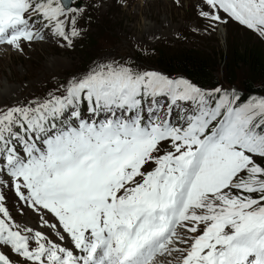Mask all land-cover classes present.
Masks as SVG:
<instances>
[{
    "label": "snow or ice",
    "instance_id": "1",
    "mask_svg": "<svg viewBox=\"0 0 264 264\" xmlns=\"http://www.w3.org/2000/svg\"><path fill=\"white\" fill-rule=\"evenodd\" d=\"M172 3L264 40V0ZM86 11L0 0V51L71 50ZM0 264H264V95L103 57L0 103Z\"/></svg>",
    "mask_w": 264,
    "mask_h": 264
},
{
    "label": "rangeland",
    "instance_id": "2",
    "mask_svg": "<svg viewBox=\"0 0 264 264\" xmlns=\"http://www.w3.org/2000/svg\"><path fill=\"white\" fill-rule=\"evenodd\" d=\"M80 1L87 10L80 20L84 35L72 50L59 49L49 41L33 45L24 56L0 51V103L43 95L56 80L84 70L103 57H133L142 67L165 73L159 65L160 53L170 56L185 50L204 53L217 69L221 84L240 89L238 84H228L225 76L241 80L243 72L226 74L221 53L237 41L264 46V40L255 33L234 23L221 25L210 35L202 31L194 34L201 21L190 9L177 10L172 0ZM22 220L35 223L36 217L29 214Z\"/></svg>",
    "mask_w": 264,
    "mask_h": 264
},
{
    "label": "trees",
    "instance_id": "3",
    "mask_svg": "<svg viewBox=\"0 0 264 264\" xmlns=\"http://www.w3.org/2000/svg\"><path fill=\"white\" fill-rule=\"evenodd\" d=\"M224 61V71L234 75L241 71V80L225 76L228 84H238L240 89L251 94L264 95V46L260 43L248 44L237 41L228 44L226 52L221 53ZM160 67L168 75H183L201 86L211 87L221 84L217 69L211 64L212 60L204 53L196 50H185L167 56L160 53L158 58Z\"/></svg>",
    "mask_w": 264,
    "mask_h": 264
},
{
    "label": "bare ground",
    "instance_id": "4",
    "mask_svg": "<svg viewBox=\"0 0 264 264\" xmlns=\"http://www.w3.org/2000/svg\"><path fill=\"white\" fill-rule=\"evenodd\" d=\"M80 23H81V21H80ZM81 27H82V25H81ZM83 28V27H82ZM84 30V29H83ZM51 42V41H50ZM47 43H49V41L47 42ZM55 46V45H54ZM64 50V49H63ZM72 50V49H71ZM45 94V93H44Z\"/></svg>",
    "mask_w": 264,
    "mask_h": 264
},
{
    "label": "water",
    "instance_id": "5",
    "mask_svg": "<svg viewBox=\"0 0 264 264\" xmlns=\"http://www.w3.org/2000/svg\"><path fill=\"white\" fill-rule=\"evenodd\" d=\"M82 3V2H81Z\"/></svg>",
    "mask_w": 264,
    "mask_h": 264
}]
</instances>
